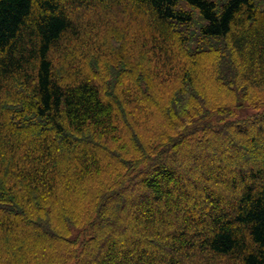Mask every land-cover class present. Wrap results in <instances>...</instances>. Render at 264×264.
Wrapping results in <instances>:
<instances>
[{
  "label": "trees",
  "instance_id": "obj_1",
  "mask_svg": "<svg viewBox=\"0 0 264 264\" xmlns=\"http://www.w3.org/2000/svg\"><path fill=\"white\" fill-rule=\"evenodd\" d=\"M121 6L151 37L105 87L75 56L79 11ZM254 93L258 0H0V264H264Z\"/></svg>",
  "mask_w": 264,
  "mask_h": 264
},
{
  "label": "rangeland",
  "instance_id": "obj_2",
  "mask_svg": "<svg viewBox=\"0 0 264 264\" xmlns=\"http://www.w3.org/2000/svg\"><path fill=\"white\" fill-rule=\"evenodd\" d=\"M258 5L260 9H263L264 0H258ZM178 9L191 14L195 19V24L191 27H186V29L177 27L179 33L182 32V35L187 36L186 33L197 27L201 19H199L197 11L185 3H181ZM79 15L81 18L77 22V30L82 40L77 42L81 46H78L79 49L75 50L77 51L75 56L83 57L81 60L85 58L89 76H93L101 84L107 81L105 87H108L109 84L119 85L120 82L122 83L120 86L127 84L129 76L126 63H130L132 58L139 61L141 52H144L142 48L146 46V41H149V37H151L147 18L144 20L137 10H124L122 6L106 9L100 7L97 8L96 12L81 10ZM141 66L143 65L141 64ZM114 75H117L118 78H114ZM202 94L219 100L229 96L226 90L217 93V91L213 92L210 88L202 91ZM248 98L250 104L243 102L242 105H238V113L239 115L255 118L260 109L264 110V102L256 93ZM11 101L9 105L14 103L16 108L19 107L17 102Z\"/></svg>",
  "mask_w": 264,
  "mask_h": 264
}]
</instances>
